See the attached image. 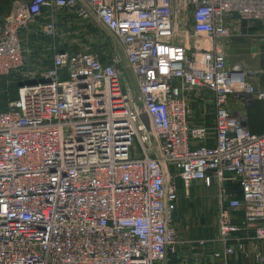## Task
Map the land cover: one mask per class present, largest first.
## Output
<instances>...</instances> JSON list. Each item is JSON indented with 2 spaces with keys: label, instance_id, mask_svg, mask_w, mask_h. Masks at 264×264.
I'll list each match as a JSON object with an SVG mask.
<instances>
[{
  "label": "built area",
  "instance_id": "built-area-1",
  "mask_svg": "<svg viewBox=\"0 0 264 264\" xmlns=\"http://www.w3.org/2000/svg\"><path fill=\"white\" fill-rule=\"evenodd\" d=\"M65 13L108 31L125 60L60 49L18 79L0 110V264H170L179 182L211 175L241 190L223 194L214 257L252 238L264 264V131L231 108L264 111V91L227 62L235 20H264V0H14L0 16V83ZM195 90L212 93L214 126L191 122Z\"/></svg>",
  "mask_w": 264,
  "mask_h": 264
},
{
  "label": "rangeland",
  "instance_id": "rangeland-1",
  "mask_svg": "<svg viewBox=\"0 0 264 264\" xmlns=\"http://www.w3.org/2000/svg\"><path fill=\"white\" fill-rule=\"evenodd\" d=\"M3 14V12H0V16H3ZM67 15L60 17L61 21L54 36L44 35L40 42L33 41L30 42V45L28 44L25 64L19 72L13 71L9 76L3 78L0 84V109L5 107L4 102L7 105L9 99L18 95V87L15 85L18 81L16 80L22 78L25 72L33 73L36 70L43 69L51 62L52 57L60 49H66L71 52L87 51L100 53L105 60L108 54L118 51L123 61L125 60V56L117 45L115 38L109 35L108 31L94 22ZM65 17L66 22H69L68 24L62 23ZM186 24L187 28H189V21ZM263 34L262 38H264ZM237 35V33L232 32L228 41L236 40L238 38ZM262 48L264 49V46ZM239 56L241 55H239L238 51L235 54H231V64L238 65L237 63H239L244 68L250 69L245 64L251 63V60ZM261 60L264 61V59ZM126 81L134 83V77L130 70L127 71ZM188 100L195 118L200 121L204 120L207 126L212 125L215 113L212 93L203 90L191 91L188 94ZM224 192L231 197L232 195H237L236 192L238 191L227 183H219L215 175L209 176L205 181L195 182L189 187L183 182H179V202L174 214V224L178 235V242L175 245L177 246V253H171L173 255H171L172 262L170 264H219L218 260L215 262L211 261L210 258L212 257L210 254L214 252L209 246L213 242L211 239L215 238L213 240L218 241V235H220L219 214L223 198L226 201L225 195H223L225 194ZM225 201L224 205L226 206ZM230 214L234 218L242 216L239 211H232ZM201 240L206 241L205 245H203L206 247L200 251L191 250L190 247L198 246ZM198 253L200 257L196 260L195 256ZM175 254L178 256L176 259L173 257Z\"/></svg>",
  "mask_w": 264,
  "mask_h": 264
},
{
  "label": "crops",
  "instance_id": "crops-1",
  "mask_svg": "<svg viewBox=\"0 0 264 264\" xmlns=\"http://www.w3.org/2000/svg\"><path fill=\"white\" fill-rule=\"evenodd\" d=\"M0 11H2L0 9ZM5 12V11H3ZM232 32L235 34L237 33L238 38L236 40L227 41V62L228 64H231L230 56L231 54H235V52L238 51L239 57H246L249 60H251V63L245 64L248 66L246 69L239 63L238 66L243 68L244 70L251 72L250 80L253 83V85L260 91H264V61L261 59H264V49L262 48L264 46V38H262V34L264 32V20H246V19H239L235 20V24L232 28ZM264 35V34H263ZM260 36L259 38H257ZM255 37V38H254ZM233 66V64H231ZM207 92V91H206ZM231 108L236 109L242 112H246L247 119H248V125L252 132L254 133H262L264 131V111H263V102L255 100L250 103H243L237 98H234L231 100ZM189 109H190V120L193 124L198 123H205V121H200L195 118L193 115L190 103H189ZM212 125L214 126L215 123V113L213 118ZM237 194V193H236ZM220 215V214H219ZM234 219V217L232 216ZM235 222H242L241 217H237L234 219ZM251 234L246 231L237 232L234 234L233 237L235 238H242V240L246 237H251ZM220 235H218V241L213 240L215 238H212L211 240L212 245L209 247L211 248L212 252H216L219 250L222 246L219 243ZM231 244L236 245L235 239L231 242ZM206 246H191V250L200 251ZM259 245L255 244L254 241L251 239H244L242 241V244L235 247V251L232 255H229L227 258H224L223 260L217 259L214 257V253L210 254L212 258L211 261L215 262L218 260L219 264H256L254 261V255L259 251ZM174 259H176L178 256L175 254L173 256ZM199 253L195 256L196 260L199 259Z\"/></svg>",
  "mask_w": 264,
  "mask_h": 264
},
{
  "label": "trees",
  "instance_id": "trees-1",
  "mask_svg": "<svg viewBox=\"0 0 264 264\" xmlns=\"http://www.w3.org/2000/svg\"><path fill=\"white\" fill-rule=\"evenodd\" d=\"M12 2H13V0H0V9L2 10V11H0V12L5 11V12H3V13H4L3 16H5V15H7V14L10 13L11 8H12ZM67 14H68V15H67ZM65 15L69 16V15H73V14H71V13H65V14H63V15L61 16V18H62L63 16H65ZM67 16H66V17H67ZM73 16H74V15H73ZM66 17H65L64 20L62 21L63 24H68V23H69V22H66ZM60 21H61V19H60ZM43 38H44V34H42L40 31H37V32H35L34 35L30 38V41H29L28 44L30 45V42H33V41L40 42ZM103 61H105V59H103ZM51 63H52V59H51V62H49L45 67L49 66ZM22 78H23V76H22ZM22 78H19V79H22ZM16 81H18V80H16ZM1 82H2V81H1ZM0 84H1V83H0ZM15 85H17V87H18V86H19V83H15ZM5 101H6V100H5ZM4 104H5V107H4V108H1L0 110H4V109L6 108V103L4 102ZM229 186H231V187H235L236 191H238V192H236L237 195H238V196H241V190H240V187H239L238 184H236V183H230Z\"/></svg>",
  "mask_w": 264,
  "mask_h": 264
},
{
  "label": "water",
  "instance_id": "water-1",
  "mask_svg": "<svg viewBox=\"0 0 264 264\" xmlns=\"http://www.w3.org/2000/svg\"><path fill=\"white\" fill-rule=\"evenodd\" d=\"M141 118H142L143 122L145 123L146 128L148 130H150L151 124H150V119H149L148 115L145 112H141Z\"/></svg>",
  "mask_w": 264,
  "mask_h": 264
}]
</instances>
